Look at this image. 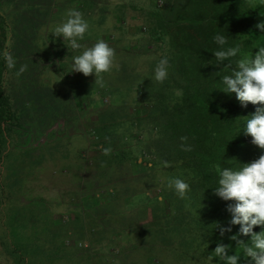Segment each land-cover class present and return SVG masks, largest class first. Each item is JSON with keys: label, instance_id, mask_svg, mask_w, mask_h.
Here are the masks:
<instances>
[{"label": "rangeland", "instance_id": "obj_1", "mask_svg": "<svg viewBox=\"0 0 264 264\" xmlns=\"http://www.w3.org/2000/svg\"><path fill=\"white\" fill-rule=\"evenodd\" d=\"M165 1L57 0L62 12L53 19L49 14L38 19L37 13L27 38V43L35 46L26 49L17 43L21 39L16 35L25 26L17 20L28 17L26 10L32 5L35 10L51 11L50 0H0V60L9 51L16 61L14 69L5 65L2 70L0 95L9 98V106L27 111L18 129L7 132L0 153V236L19 243L11 244L13 250L0 251V264H158V257L166 264L187 262L169 251L158 227L151 239L145 238V224H152L154 214L150 208L143 212V207L137 206L135 194L140 188L152 190L154 182L151 171L136 165L145 166L147 151L140 157V143L123 134L126 111L115 118L121 124L110 128L124 140L107 142L104 150L92 146L99 141L92 134L97 109L109 108L114 100V105L122 106H115L118 110H130L139 94L135 90L137 74L154 76L157 57L165 46L149 43L141 13ZM73 9L89 24L82 45L90 47L103 39L114 49L111 71L101 74L105 93H94V75L70 72L72 57L80 50L51 34L56 26L53 21L62 22ZM37 44L43 61L35 63L24 51L36 54L33 49ZM51 46H57L56 53L63 58L53 57ZM40 50L49 51L53 62ZM14 55H18L16 59ZM22 65L31 67L19 73ZM76 83L84 84L83 88H76ZM47 88L53 93L52 100H39L41 90ZM33 92L35 98L30 100ZM137 138L145 143L146 133ZM125 146L129 152L123 156L119 148ZM61 200L69 206L63 207ZM108 209L110 215H105ZM101 215L107 219H100ZM11 218L16 221L11 223ZM135 229L144 238H136ZM133 237L141 240L129 242Z\"/></svg>", "mask_w": 264, "mask_h": 264}, {"label": "trees", "instance_id": "obj_2", "mask_svg": "<svg viewBox=\"0 0 264 264\" xmlns=\"http://www.w3.org/2000/svg\"><path fill=\"white\" fill-rule=\"evenodd\" d=\"M49 3L51 11L40 8L35 10L32 5L26 10L29 16H24V20H17V24L25 23L23 30L17 27V30H21L16 35L21 39H17V43H21L26 49L35 46H30L27 38L36 23L37 13L38 19L47 14L53 19L62 12L59 3L54 6L51 5L52 0ZM141 15L143 23L147 25L146 37L150 40L149 43L161 42L165 46L157 58H168L169 76L160 83L155 81L153 75L137 74L135 90L139 94L130 110H118L117 107L122 106L114 105L117 103L114 100L109 108L97 109L98 120L93 122L97 125L92 128V134L99 141L92 146L104 150L108 148L107 142L113 144L116 140H124L120 134L118 137L114 135L110 128L121 124L115 118L117 114L126 111L123 113V121L127 125H124L123 134L140 143V157L147 151L148 162L145 166H139V163L136 165L140 170L151 171L150 179L154 182L151 184L152 190L140 188L135 194L137 206L143 207V212L145 208H150V213L154 214L152 224H145V238L151 239L158 227L160 238L166 240L169 251L177 259L186 260L184 264H223L219 258L210 259L216 245H229L228 254L240 251V246L237 241L229 238L231 234L220 237L219 230L215 228L217 222L226 224L230 219V213L226 210L229 202L213 195L218 173L223 167L237 168L241 163L250 162L264 150L252 144L251 136L246 135L243 130L246 116L255 111L256 105L249 102L246 108L242 107L235 93L222 90V77L231 74L240 59L254 57L258 47L264 46V33H260L255 27L258 22L264 21V4L261 0H166L161 6L152 5ZM59 23L60 21H53V25ZM217 33L227 38L226 46L239 48L236 57L218 64L214 51L220 46L213 39ZM40 46L37 44L33 49L36 54L25 50L24 55L35 63L43 61L38 50ZM51 50L53 57L59 60L63 58L56 53L57 46H51ZM40 51L44 56L49 55L50 62H53L49 51ZM0 54L2 55V50ZM14 56L16 59L18 55ZM5 65L2 57L0 84ZM30 67H27L28 70ZM20 76L21 80L25 79L22 74ZM83 86L84 84L76 83L78 89ZM94 87V93L100 90L105 93V86ZM41 91L39 100H52L53 93L49 88ZM24 94L26 93L22 96ZM35 94L33 92L29 99L35 98ZM89 94L91 93H87ZM9 105V98L0 95V153L5 148L3 141L7 132L17 130L20 118L27 113L23 108L16 109ZM144 132L147 138L145 143H141L137 136ZM125 151L129 152L127 147L119 148L122 155ZM115 153L114 151L113 154ZM177 177L186 178L190 185L184 198H180L169 187V181ZM145 182L150 184L147 180ZM109 211L110 209L104 214L110 215ZM103 217L105 216L101 215L100 219ZM9 221L13 223L16 220L11 218ZM118 222L121 224V218ZM238 228V225L233 226L232 234ZM138 230H134L135 237L144 238ZM254 230L260 231V228ZM135 237L128 241L141 240ZM239 239L244 243L250 242V237ZM12 241L10 243L8 236H0V251L8 252L12 249L11 244H19ZM240 257V264H249V259L242 252ZM150 259L152 260V255ZM14 264L18 263L14 261ZM158 264L166 262L158 257Z\"/></svg>", "mask_w": 264, "mask_h": 264}, {"label": "clouds", "instance_id": "obj_3", "mask_svg": "<svg viewBox=\"0 0 264 264\" xmlns=\"http://www.w3.org/2000/svg\"><path fill=\"white\" fill-rule=\"evenodd\" d=\"M261 3L264 4V0ZM255 27L264 33V21L258 22ZM88 29L89 24L82 13L73 9L67 12L66 19L57 24L51 34L55 39L62 37L68 41L71 49L80 50L79 54L72 57L70 72L82 73L86 77L94 75V83L103 87L101 74L111 71L115 52L103 39L96 40L90 47L82 45L80 41ZM213 39L220 46L214 51L217 64L237 56L239 48L226 46L228 41L224 35L217 33ZM3 57L9 69L16 67V61L9 51H5ZM27 67L22 65L18 72L23 73ZM169 67L167 57L159 59L154 68L155 81L163 83L169 76ZM222 84V90L235 93L242 107L246 108L249 102L256 105L255 111L246 116L243 130L251 136L252 144L264 150V46L258 47L254 57L240 59L231 74L222 77ZM169 187L180 198H184L190 190L186 180L179 177L169 181ZM213 195L229 202L226 210L230 213L228 222H217L215 228L219 230L220 237L231 234L229 238L237 241L240 251L228 254L230 246L218 243L210 259L216 257L223 264H240L242 252L249 259V264H264V152L250 162L241 163L237 168L223 167L218 173ZM235 225L239 228L232 234ZM257 227L260 231L254 230ZM240 237H250V242L244 243Z\"/></svg>", "mask_w": 264, "mask_h": 264}, {"label": "crops", "instance_id": "obj_4", "mask_svg": "<svg viewBox=\"0 0 264 264\" xmlns=\"http://www.w3.org/2000/svg\"><path fill=\"white\" fill-rule=\"evenodd\" d=\"M56 1H57V0H52L51 5L54 6V5L56 4ZM65 1H67V0H65ZM79 1L82 2V0H79ZM59 4H62V3H59ZM60 203H63V204H62L63 207H65V206H69V204H68L67 202H65L64 200H61Z\"/></svg>", "mask_w": 264, "mask_h": 264}]
</instances>
